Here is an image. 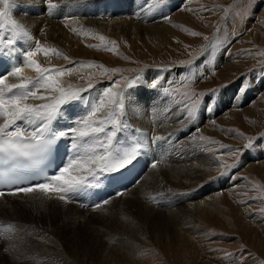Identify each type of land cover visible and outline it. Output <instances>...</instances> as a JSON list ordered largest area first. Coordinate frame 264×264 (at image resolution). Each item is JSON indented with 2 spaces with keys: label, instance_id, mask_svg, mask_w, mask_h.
<instances>
[{
  "label": "rangeland",
  "instance_id": "rangeland-1",
  "mask_svg": "<svg viewBox=\"0 0 264 264\" xmlns=\"http://www.w3.org/2000/svg\"><path fill=\"white\" fill-rule=\"evenodd\" d=\"M35 2L17 0L12 15L30 29L34 24H27L28 16L43 20V28L50 26L44 21L48 17L59 24L56 49L68 59L58 56L60 62L52 64L77 69L64 77L66 85L92 83L82 93L86 100L123 88L122 119L130 128L120 139L140 134L132 131L137 128L130 115L140 104L139 88L149 95L145 105H151L154 118L159 104L170 112L152 125L168 132L164 149L147 146L114 181L112 192L97 196L100 202L82 197L85 191L70 194L67 201L40 192L25 200L1 197L0 264H264V0H167L163 5L155 0H55L57 14L45 10L47 0ZM32 31V37L40 33ZM14 47L28 49L24 40ZM2 55L23 61L20 52ZM2 60L0 75L12 67L5 56ZM25 72L35 75L29 68ZM134 79L132 87H124ZM153 83L158 87H150ZM193 102L197 110L189 118L186 108ZM78 103L64 106L65 115L84 114ZM154 137L151 131L147 139ZM249 140L250 149L245 147ZM160 152L172 158L155 161ZM154 163L159 172L178 167L175 186L162 184L159 176L145 182ZM126 177L131 179L127 184Z\"/></svg>",
  "mask_w": 264,
  "mask_h": 264
},
{
  "label": "snow or ice",
  "instance_id": "snow-or-ice-1",
  "mask_svg": "<svg viewBox=\"0 0 264 264\" xmlns=\"http://www.w3.org/2000/svg\"><path fill=\"white\" fill-rule=\"evenodd\" d=\"M155 2L163 5L167 0ZM15 7L17 0H0V54L7 50L9 55L20 52L23 56L21 63L13 65L5 74L0 75V183H17L25 171L36 170L34 175H39L43 182L17 187L12 194L39 191L46 196H56L67 201L70 194L97 188L107 174L119 172L132 165L148 145L139 129H132L133 132L140 133L139 135L119 138L130 128L122 119L125 115L123 88L119 91L109 88L95 100H86L82 93L92 88L93 84L88 83L86 88L66 85L64 77L71 76L77 69L53 65L48 59L51 55L68 59L64 53L39 41L25 50L14 47L20 40L33 39L28 28L12 15ZM58 7L53 0H47L45 10L54 11ZM192 34L199 35L196 32ZM104 39L105 37L100 36L101 41ZM111 44L114 48L115 42L112 41ZM39 55H43L46 64L41 63ZM2 63L4 61L0 59V64ZM70 63L84 67L97 66L95 62ZM25 68L32 69L35 75H27ZM107 71L120 70L105 69ZM9 77L15 78L17 82H10ZM134 83L135 79L128 81L124 87L130 88ZM150 87L156 88L158 84L153 83ZM241 87L244 88V85ZM164 91L169 92L168 89ZM182 95L191 99L188 93ZM30 100L41 103H29ZM77 101L84 105V114L77 116L69 113L66 116L68 109L64 106ZM196 110V102H193L190 108H186V115L191 118ZM66 122L72 126H54V123L63 125ZM62 139L70 141V154L55 174L49 176L40 166L57 149L58 142ZM159 139L163 137H154L153 141ZM199 139L204 141L207 138L200 136ZM245 147L250 149L252 141L249 140ZM238 163L239 161L226 167L231 169ZM152 167L155 168L156 164ZM7 228L12 229L13 226L8 225Z\"/></svg>",
  "mask_w": 264,
  "mask_h": 264
},
{
  "label": "bare ground",
  "instance_id": "bare-ground-1",
  "mask_svg": "<svg viewBox=\"0 0 264 264\" xmlns=\"http://www.w3.org/2000/svg\"><path fill=\"white\" fill-rule=\"evenodd\" d=\"M32 1H34V0H32ZM36 2L37 1H39V0H35ZM53 1H55V0H53ZM60 1V0H59ZM34 3V5L36 6L37 5V3ZM33 5V6H34ZM34 10V9H33ZM52 13L54 14H57V10H56V12H55V10L54 11H52ZM105 14V16H106V13H104ZM23 15V14H22ZM98 15V14H97ZM108 15V14H107ZM17 17V16H16ZM33 18V17H32ZM53 17H48V18H46L44 21H48L49 23H50V26H48V27H46V28H43V22H41V21H43V20H40V19H34V21H33V19H31L32 21H30L29 20V16H28V19H26V18H24V19H26L27 20V24L29 25L30 23H33L34 24V26L33 27H31V29H30V27H28L26 24H24L25 23V20H23V22H21L23 25H25L27 28H28V30L30 31H32V29L33 30H35V29H38L39 31L38 32H40V33H36L37 34V36H36V34L34 35V37H33V39L32 40H24V41H26V44L28 45V48L30 47V46H34V44H35V42L36 41H39L41 44H43V45H46V46H51V47H54V48H56V46H57V44H56V42H60V40L58 39V34L60 33V32H62V29L59 27V24H57V23H55V24H53L52 22L54 21L55 22V20L54 19H52ZM17 20H19V19H17ZM22 20V19H21ZM20 22V21H19ZM45 24V23H44ZM71 24V23H70ZM103 24V23H102ZM38 27V28H37ZM68 27V26H67ZM41 29H44V31L42 32L41 31ZM31 31H30V33H31ZM33 32V31H32ZM42 32V33H41ZM34 33V32H33ZM32 33V34H33ZM7 35V34H6ZM41 36H44V38H42ZM39 39V40H38ZM66 39V33L65 32H63V35H62V39L61 40H65ZM65 45V47H64V49L65 48H67V45L66 44H64ZM60 50V49H59ZM6 57V59H7V63H8V66H13L14 64H13V62L9 59V58H7V56L6 55H2V54H0V59H3V57ZM12 59V58H11ZM38 59L41 61V63L42 64H46V60H45V58L43 57V55H39L38 56ZM48 59H50L51 60V63H59L60 62V59H59V57L58 56H56V55H51ZM3 69H5V67L3 68ZM3 69L2 70H0V74H1V72L3 71ZM30 70V69H29ZM65 77H67V76H65ZM12 78V77H11ZM13 79V78H12ZM70 78H68V80H69ZM66 83V82H65ZM68 83V82H67ZM138 89V88H137ZM141 89L139 88L138 90H136V94H137V99L139 100L138 102L140 103L139 104V106L137 107H134L131 111H130V115H131V119H132V122H133V125H134V127L135 128H137V129H139V130H141V132L144 134V137H145V140H146V142H147V144H148V148H151V147H155L154 149H156V150H158V151H160L161 149H164V148H162L161 146H162V142H164L163 141V139H159V140H156V141H154L153 143H152V139H150L151 141H149V139H147V137L149 136V135H151V131H152V133H155L156 134V136L157 137H164L163 135L166 133V132H168L167 130H165V131H162V130H159L157 127H154L153 128V123H155L156 122V120L157 121H159V120H161V119H163V116H165L166 115V117L169 115V111L168 110H166V108L163 106V104H159L158 105V107H157V109H156V115H155V118H157V119H155L154 117H153V112H152V107H151V105L149 106H147V105H145V101L147 100L148 101V103H150L149 102V100H148V98H149V95L148 96H144V93L146 92V91H140ZM95 96H99V94H97V95H95ZM96 97V98H97ZM141 97H143L144 99L143 100H141ZM136 98V97H135ZM137 101V100H136ZM73 103H78V102H73ZM136 103V102H135ZM79 104V103H78ZM147 104V103H146ZM80 105V104H79ZM136 105H137V103H136ZM69 106V105H68ZM67 106V107H68ZM168 107V106H167ZM164 111H167V113H164L163 114V112ZM82 112L80 111V115H83V113L81 114ZM186 122V121H185ZM196 123V122H195ZM194 124V123H193ZM193 124H192V129H193ZM196 126H197V124H195ZM54 126H55V124H54ZM175 126V125H174ZM173 128V127H172ZM176 131V130H175ZM128 132V131H127ZM166 135V134H165ZM168 135V134H167ZM190 137H193V135H189V136H187L186 137V139H189L190 140ZM185 139V140H186ZM176 140V139H175ZM184 140V141H185ZM187 142V141H186ZM173 145V144H172ZM157 147V148H156ZM175 147V146H174ZM155 150V151H156ZM153 153V152H152ZM163 152H160L158 155H156V156H154V158H159V159H156L155 161H157V162H159V163H161L160 161H162V158L163 157H165L166 156V158H172V156L170 155V153H166L165 152V154H163ZM174 155V154H173ZM176 156V155H175ZM151 157V156H150ZM146 158H147V155H146ZM203 160H204V162H206V158H202ZM153 159L151 158L150 159V161H152ZM166 160V159H165ZM203 163V162H202ZM158 164V163H157ZM211 164V163H210ZM158 165H160V164H158ZM198 165V164H197ZM200 165V164H199ZM158 166H156L155 168H153L152 167V165H151V167H150V172L147 174V178H146V180H145V182L147 183V184H150V183H152V182H150V181H152L153 179H156L158 176H159V178H157V180H159L162 184L163 183H166V181L168 182V184H171V185H174L175 186V183H174V179H176L177 178V176L179 175V170H178V167H174V165H171V166H167L165 169H162L160 172L159 171H157L158 170V168H157ZM161 168V167H160ZM199 168V167H198ZM160 182H157L158 184H161ZM144 186H145V184H143ZM142 185V186H143ZM112 188V187H111ZM110 188V189H111ZM110 189H108L107 191H110ZM135 189V188H134ZM134 189L133 190H131L130 192H132V191H134ZM103 191V190H102ZM102 191L101 190H99L98 191V193H102ZM171 191V190H170ZM39 192V191H38ZM38 192H34V193H38ZM84 191H82V193H83ZM91 192H92V190H91ZM173 192V191H172ZM174 192H177V191H174ZM34 193H22V194H17V195H11V194H6L5 196H3L2 198H4V199H6V200H8V199H10V200H16V199H20V197L23 199V197H29V195L28 194H34ZM171 193V192H170ZM140 194H142V193H140ZM139 194V195H140ZM107 195H108V193H107ZM133 195V194H132ZM131 195V196H132ZM82 197H85V195L84 194H82L81 195ZM93 197L95 196V195H92ZM91 196V197H92ZM130 196V197H131ZM87 197V196H86ZM130 197H128V198H130ZM132 197H134V196H132ZM140 197V196H139ZM131 199V198H130ZM133 199V198H132ZM23 200H25V199H23ZM103 200V199H102ZM128 202H129V200H127ZM84 203V202H83ZM125 203V202H124ZM123 203V204H124ZM194 203V202H193ZM91 205H92V203H90ZM96 204V203H95ZM126 204V203H125ZM124 204V205H125ZM150 204V203H149ZM152 205H155V207H160L159 205H156L155 203H153ZM135 206V205H134ZM150 206V205H149ZM163 207V206H162ZM7 208V207H6ZM123 208H125V209H133V208H130V207H123ZM134 209H136V208H134ZM170 210H172V211H170V213L172 212L173 214L175 213V211L176 210H174V209H170ZM140 212V214L142 213L141 211H139ZM131 213L132 214H134L135 213V211H131ZM143 213H144V211H143ZM170 215V214H169ZM174 216V215H173ZM172 216V217H173ZM143 216L141 215V217L140 218H142ZM144 217H146V221H148V218H147V216H144ZM174 218V217H173ZM139 220V219H138ZM141 220V219H140ZM179 221H181V219L179 220ZM178 220H177V222H178V224L180 223ZM177 224V225H178ZM136 225V224H135ZM138 226V225H137ZM147 227V226H146ZM178 227V226H177ZM177 227H176V229H177ZM125 243V242H124ZM131 245V243H129V246ZM124 246H127V245H124ZM131 251V250H130ZM128 254H130V253H128ZM117 262H118V260H117Z\"/></svg>",
  "mask_w": 264,
  "mask_h": 264
}]
</instances>
